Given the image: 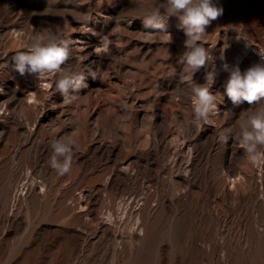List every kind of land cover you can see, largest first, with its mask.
Returning a JSON list of instances; mask_svg holds the SVG:
<instances>
[{
    "label": "rangeland",
    "instance_id": "obj_1",
    "mask_svg": "<svg viewBox=\"0 0 264 264\" xmlns=\"http://www.w3.org/2000/svg\"><path fill=\"white\" fill-rule=\"evenodd\" d=\"M159 3L0 0V264H264V167L236 138L264 101L236 107L225 95L232 68L264 63V0H213L223 13L193 80L215 71L218 107L199 124L178 19L166 31L142 23ZM49 30L72 41L64 67L88 77L68 103L54 78L11 64ZM70 136L60 175L51 142Z\"/></svg>",
    "mask_w": 264,
    "mask_h": 264
},
{
    "label": "clouds",
    "instance_id": "obj_2",
    "mask_svg": "<svg viewBox=\"0 0 264 264\" xmlns=\"http://www.w3.org/2000/svg\"><path fill=\"white\" fill-rule=\"evenodd\" d=\"M223 13L213 0H160L159 6H153L143 16L146 29L166 31L168 20L176 17L186 39V51L181 55L184 78L191 82V101L194 122L207 121L217 111V94L211 91L215 83V71L205 75V83L194 82L193 76L211 60L208 49L202 42L207 34L206 28ZM72 41L52 31L36 33L26 51H18L11 57L13 70L20 75L30 74L38 80L54 78L55 90L65 103L78 99V93L88 87L84 71H72L64 67L70 57ZM108 42L103 45L107 51ZM264 59V53H261ZM225 71H229L227 64ZM88 74L95 77L90 69ZM225 95L233 106L259 104L264 101V63H258L241 72L238 66L230 70L225 84ZM236 136L244 149L248 162L256 167H264V106L257 107L239 122ZM228 136L221 134L220 140L227 142ZM77 141L72 136L67 140L54 139L51 142V167L60 175L68 173L72 166L74 148Z\"/></svg>",
    "mask_w": 264,
    "mask_h": 264
},
{
    "label": "bare ground",
    "instance_id": "obj_3",
    "mask_svg": "<svg viewBox=\"0 0 264 264\" xmlns=\"http://www.w3.org/2000/svg\"><path fill=\"white\" fill-rule=\"evenodd\" d=\"M86 43H87V46H90V44L91 43H93V40H88V41H86ZM88 52V51H87ZM94 54V53H93ZM50 79V78H49ZM42 83V82H41ZM46 83V82H45ZM44 84V83H43ZM46 85V84H45ZM50 86H51V84H49ZM49 85H47V86H49ZM38 89V88H37ZM28 91L30 92V94H31V97H32V95L34 94V92L32 91V90H30V89H28ZM39 91V90H38ZM28 92V93H29ZM26 94V93H25ZM10 95V94H9ZM16 95V94H15ZM35 95V94H34ZM3 105V104H2ZM11 106V105H10ZM6 107V106H5ZM4 108V107H3ZM11 109V108H10ZM239 177V176H238ZM234 178V177H233ZM260 180V179H259ZM23 186V185H22ZM12 189V188H11ZM179 191V190H178ZM16 196V195H15ZM127 196V195H126ZM127 200V199H126ZM127 208V207H126ZM125 210V209H124ZM106 217V216H105ZM109 218V217H108ZM114 219V218H113ZM122 226V225H121ZM134 226V225H133ZM192 235V234H191ZM203 237V236H202ZM90 238V237H89ZM112 239V238H111ZM121 246V245H120ZM124 254V253H123Z\"/></svg>",
    "mask_w": 264,
    "mask_h": 264
}]
</instances>
